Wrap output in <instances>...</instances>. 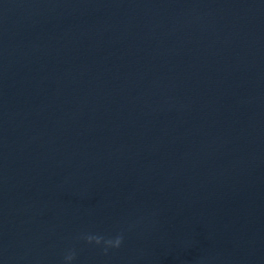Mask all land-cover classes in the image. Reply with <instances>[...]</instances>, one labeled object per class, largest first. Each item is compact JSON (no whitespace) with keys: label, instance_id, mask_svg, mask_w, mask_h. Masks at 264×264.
I'll list each match as a JSON object with an SVG mask.
<instances>
[{"label":"water","instance_id":"95a60500","mask_svg":"<svg viewBox=\"0 0 264 264\" xmlns=\"http://www.w3.org/2000/svg\"><path fill=\"white\" fill-rule=\"evenodd\" d=\"M0 264H264V0H0Z\"/></svg>","mask_w":264,"mask_h":264}]
</instances>
